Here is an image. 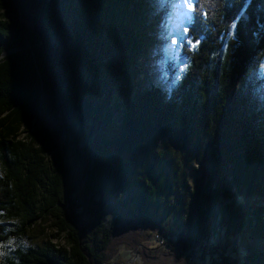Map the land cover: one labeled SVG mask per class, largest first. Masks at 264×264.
<instances>
[{"label":"trees","instance_id":"1","mask_svg":"<svg viewBox=\"0 0 264 264\" xmlns=\"http://www.w3.org/2000/svg\"><path fill=\"white\" fill-rule=\"evenodd\" d=\"M195 8L199 44L180 35L179 48L153 43L175 12L166 0H42L49 64L0 0V264H102L136 229L180 249L176 264L216 261L227 241L225 257L264 264V0ZM56 116L94 161L100 200L80 228Z\"/></svg>","mask_w":264,"mask_h":264},{"label":"rangeland","instance_id":"2","mask_svg":"<svg viewBox=\"0 0 264 264\" xmlns=\"http://www.w3.org/2000/svg\"><path fill=\"white\" fill-rule=\"evenodd\" d=\"M10 1H12L14 4V1L16 0H10ZM28 1L31 4L30 9L32 14L37 15L38 13L37 1L34 0H28ZM166 1L168 7H171L173 10H175L172 7L174 0H166ZM166 17L167 16L165 15L164 18ZM20 20L21 22L27 24L33 29L31 23L22 20L21 18ZM167 20H168L167 22L169 23L167 24L168 25L167 30H164L165 40L160 42L155 38H153V43H157V44L159 43L163 47L166 46V43L171 44L172 36L177 35L180 32L182 26L188 27V24L185 21H181L177 19L175 12L170 13V16L167 17ZM37 30L41 31L40 22L38 23ZM153 43L152 46H150L151 50L155 48L153 47ZM40 45L42 46V49H44L45 53H47L49 56L50 48L48 47L47 42L45 41L43 43L44 46L40 42ZM157 59H159V57H157ZM144 60L148 63L153 62V59L152 58L149 59V57H145ZM181 67L183 68L184 66ZM260 67L264 72V58L262 59ZM148 70H149L148 67L144 68L142 72V76L146 75ZM50 78L52 79V77ZM58 123L63 125V120H61L58 116H56L54 119L50 118L48 121H46L47 127L51 130L52 133L60 131L58 140L60 142L63 141V143H66V145L68 146L67 151H65L66 166L68 167L69 170L67 176V189L71 194L69 197L72 200H74L75 198L76 202L80 204L81 207L80 212L82 213V217L78 224V227L80 228L84 225L87 226L88 223L93 219L92 213L94 214L96 213L95 210L93 209H95V207L97 206L96 204L100 200V195L96 194V192L94 191L95 189L93 188L90 189L87 186V184L91 183L89 179L91 176V172L93 170V166L90 173L87 174L88 161H86L85 160L86 158L81 154L83 143L81 142H77V144L73 143L71 136H68L66 138L67 140L65 141L64 140L65 134L62 132L61 128L58 129ZM224 205H225L224 206L225 209H229L231 206H233L230 201L225 202ZM229 216L230 214H228V218ZM227 221L228 223H232L233 219L231 218V220L228 219ZM128 234L129 235L126 234L123 237L120 236L114 239V242H112V244L109 246V248L106 251L108 254L107 260L104 261L102 264H176V260L177 258L179 259V255L182 252L178 248L170 249L165 245L164 241H162L154 232H151L149 230H143L141 232L137 231V229L135 231L130 230ZM51 240L53 241V243H57V245L59 246H65V241L61 237L55 236L52 237ZM233 242L234 241L231 242L227 241L226 243L220 242L222 246L221 249L217 245L214 246L212 250H214L213 254H216V261L211 260L209 264H237V260H238L237 258L224 256V253L229 251L230 250L229 248L234 245ZM261 243L262 242L260 240L257 241L258 245ZM262 247L263 246L261 245V248Z\"/></svg>","mask_w":264,"mask_h":264},{"label":"water","instance_id":"3","mask_svg":"<svg viewBox=\"0 0 264 264\" xmlns=\"http://www.w3.org/2000/svg\"><path fill=\"white\" fill-rule=\"evenodd\" d=\"M34 1H37V8H38V13L37 15H33L32 12H31V4L29 3L28 0H16L14 1V5L16 6V8L18 9V12H19V16L22 20H25L29 23L32 24V27H33V31L34 33L37 35V37L39 38L40 42L43 43L46 41L47 44H48V47L51 48V42H50V39H49V36H48V28H47V24L46 22L44 21V18L42 16V13L40 11V8H41V3H42V0H34ZM40 22V25H41V31L37 30V27H38V23ZM44 46V45H43ZM44 50V49H43ZM12 51H7V52H4L2 55H7V54H10ZM45 52V51H44ZM46 55V58L48 59V62L50 64V60H49V56L47 53H45ZM57 96L59 97V94L57 93ZM57 101L59 103V100L57 98ZM60 131H57L54 133V137L55 138H58L59 137V133ZM73 143H76L77 142H74L72 141ZM80 150V148H79ZM81 154L87 159L88 161V170H87V174L90 173L91 169H92V166H93V158L90 157L89 155H87L85 152H81Z\"/></svg>","mask_w":264,"mask_h":264},{"label":"snow or ice","instance_id":"4","mask_svg":"<svg viewBox=\"0 0 264 264\" xmlns=\"http://www.w3.org/2000/svg\"><path fill=\"white\" fill-rule=\"evenodd\" d=\"M172 7L175 9V15L178 20L185 21L187 24H191L193 21V13L195 12V0H174ZM189 28L187 26H182L178 35H173L171 38V44L173 46L179 45V47L184 46V42L179 39L180 35L185 37V41L190 48H194L199 44V40L193 42V40L187 38ZM183 71V69H181Z\"/></svg>","mask_w":264,"mask_h":264}]
</instances>
